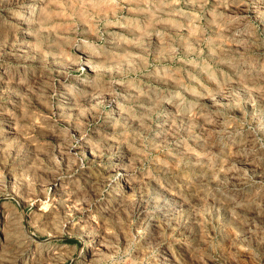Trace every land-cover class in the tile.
<instances>
[{
  "label": "rangeland",
  "instance_id": "rangeland-1",
  "mask_svg": "<svg viewBox=\"0 0 264 264\" xmlns=\"http://www.w3.org/2000/svg\"><path fill=\"white\" fill-rule=\"evenodd\" d=\"M0 264H264V0H0Z\"/></svg>",
  "mask_w": 264,
  "mask_h": 264
},
{
  "label": "bare ground",
  "instance_id": "bare-ground-1",
  "mask_svg": "<svg viewBox=\"0 0 264 264\" xmlns=\"http://www.w3.org/2000/svg\"><path fill=\"white\" fill-rule=\"evenodd\" d=\"M159 213V212H158ZM6 246V245H5Z\"/></svg>",
  "mask_w": 264,
  "mask_h": 264
}]
</instances>
